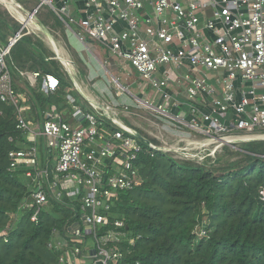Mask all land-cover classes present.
Returning <instances> with one entry per match:
<instances>
[{"label":"built area","instance_id":"1","mask_svg":"<svg viewBox=\"0 0 264 264\" xmlns=\"http://www.w3.org/2000/svg\"><path fill=\"white\" fill-rule=\"evenodd\" d=\"M37 1L33 18L41 8H51L69 35L84 47L90 41L105 44L112 56L129 62L142 82L160 92L162 102L157 106L146 103L145 107L165 123V133L179 136V143L170 146L162 135L157 137V145L143 136L151 156L174 153L175 159L201 163L213 161L222 147L264 141V0H85L79 21L70 16L76 0H58V6L57 0ZM147 4L154 11L156 26L142 18ZM144 22L147 26L142 38ZM120 23L126 25L122 32L117 30ZM203 29L215 36L213 41H203ZM21 32L6 46L0 41V101L16 108V129L24 137L22 147L8 155L9 171H23L31 190L33 202L25 201L23 208L32 211L30 220L38 224L51 201L79 203V209L72 211L78 220L62 231L54 230L49 243V249L59 255V264H126L136 240L129 236L123 220L111 222L109 218L119 193L134 191L143 184L135 165L143 152L137 137L140 133L126 127L116 113L110 112V106L92 102L90 106L99 117L73 102L74 124L64 117L65 112L53 107L44 111L38 131L32 130L25 117L31 107L26 104V95L13 88L6 61ZM177 40L184 49L176 51ZM58 60L75 80V67L68 69L59 56ZM185 61L196 73L187 77L190 114L175 117L165 92L170 79L158 80L156 73L164 65L180 69ZM205 71L217 74V87L209 82ZM19 74L30 88L47 97L60 88V80L54 75L28 70ZM201 96L211 99L210 108L199 104ZM100 118L111 121L120 131L108 137ZM29 134L34 136V143L27 144ZM39 139L43 140L45 160ZM53 159L57 161L54 166ZM198 234L206 236L203 230ZM125 244L129 247L123 248Z\"/></svg>","mask_w":264,"mask_h":264},{"label":"trees","instance_id":"2","mask_svg":"<svg viewBox=\"0 0 264 264\" xmlns=\"http://www.w3.org/2000/svg\"><path fill=\"white\" fill-rule=\"evenodd\" d=\"M15 1L26 7L36 0ZM49 15L55 18L54 27H64L52 11ZM22 27L0 10L3 45ZM6 61L13 88L26 95L31 107L25 113L28 122L41 123L44 111L53 107L67 112L73 102L81 106L82 96L58 57L29 28L22 30ZM23 70L56 76L59 90L47 97L30 88L20 77ZM0 111V264H59L49 243L54 230L78 220L72 211L79 203L51 201L39 223L31 222L32 211L23 208L31 196L29 183L23 171H9V152L24 142L16 129L17 110L0 101ZM100 121L108 137L120 131L111 121ZM140 142L143 152L135 165L143 184L119 193L109 218L123 220L136 240L126 264H264V141L242 143V158L220 168L219 174L213 167L178 162L162 153L151 156L148 145ZM199 229L206 236L200 237Z\"/></svg>","mask_w":264,"mask_h":264},{"label":"rangeland","instance_id":"3","mask_svg":"<svg viewBox=\"0 0 264 264\" xmlns=\"http://www.w3.org/2000/svg\"><path fill=\"white\" fill-rule=\"evenodd\" d=\"M19 6L21 7L20 10L24 16L17 14V12L15 11L8 10L7 8L4 7V5L2 6L0 2V10L2 11L7 10L12 15L13 18H15L16 20L22 23L25 21V19H29L30 17L29 14L33 13L34 10L37 8V1H33L31 4H29L26 7L21 6V5ZM32 8L34 9L32 10ZM48 11H51V10L47 7L39 11V13L36 14L35 17L29 22V25L27 26V28H29L30 31L34 35L39 37L44 42L46 48H48L54 55L56 54V52L54 51L56 49L54 48L53 43L57 44V47L58 48L60 47L59 49L63 50V52L65 51L67 56H69V60L75 67V71H74L75 77L74 78L78 86H80V84L82 85L85 82V87L87 88L90 87V89H92V92L90 91L89 95H92L93 98H95V100L91 99L90 101L89 99L88 101H86L85 99H82L83 97L79 98V102L83 110L90 111L94 113L96 116H98L96 112L93 110V108L90 106V102L95 103V104L97 103L99 105H102L103 107H107L105 105H108L111 108L110 112L116 113L119 119H121L123 124H130L131 126L134 127L135 130L140 132V134L145 136L148 140H151L154 144L160 145V141H159L160 139H157V137L160 138L162 135H164V139L167 140L170 146H175L176 144H178L179 136H172L169 133H165L163 130V125L165 123L157 119V114L152 112V110L147 109V107H145V103H140L139 102L140 98L135 100L133 97L130 98V96L127 95L128 89L126 88L127 82L125 80L123 81V80H119L118 78L113 79L110 77L109 82H108L107 80L105 81L104 76H103L104 80L101 77L93 79V80L87 79L89 77L88 75L89 70L86 69V67H88L89 69H91L92 67L86 62L88 61L87 60L88 58L93 59L92 58L93 56L89 54L90 52L88 53L85 50L83 51L85 52V54L81 55L80 54L81 52L79 53L77 51V48L73 46L72 41L70 40V37H69V32L66 30L65 26L64 27L63 26L54 27L55 18L51 17ZM13 12H15L17 16L14 15ZM31 22H35L40 27L41 30L37 31V30L31 29V28L37 27L35 23H31ZM42 22H45L47 25L44 26ZM74 29H76V27H74ZM2 46H6V45L2 44ZM78 46L80 45L78 44ZM86 47L87 45L85 46V48ZM102 60L103 61L110 60V63L111 64L113 63L112 58H109L107 55H104V54L102 56ZM93 62L96 63L95 61ZM101 67L105 69V72L110 71L109 70L110 66L106 65V63H103V66ZM94 68L92 69L95 72ZM112 69H113L112 71H116L115 70L116 68L114 65L112 66ZM63 70L65 72V69ZM98 70H101V69H98ZM114 74H116L115 76L118 77V73H114ZM69 77L71 76L69 75ZM70 79L75 84V80H73L72 78ZM98 85L102 87L104 86L103 90L101 89L102 87L99 89ZM94 89H97L100 93L96 92V94H94L95 93ZM97 94H100V95L97 96ZM99 99L101 101H99ZM132 101L134 102L133 104H132ZM69 108H70L69 112H71V107L69 106ZM37 124L38 123L30 122V128L32 130L38 131ZM34 142H35L34 136L32 134H29L27 144H31ZM240 145L241 144H235V145H230L227 147H222L216 152V156L213 159V161L208 160L205 162L198 163L192 160H188L186 162H191V163L199 164V165H206L207 167H213L217 171V174H219V172H221L220 168H223L227 166L228 163L236 162L237 160L242 158V156L238 154V153H242ZM168 156L175 159L174 157L176 156V154L171 153V154H168ZM175 160H177L178 162L182 161L179 159H175ZM56 163L57 161L54 160L52 165L54 166ZM25 201L27 203H32L33 202L32 196L27 198ZM200 231L201 230L199 229L197 232L199 233Z\"/></svg>","mask_w":264,"mask_h":264},{"label":"crops","instance_id":"4","mask_svg":"<svg viewBox=\"0 0 264 264\" xmlns=\"http://www.w3.org/2000/svg\"><path fill=\"white\" fill-rule=\"evenodd\" d=\"M9 1H11V0H9ZM38 3L39 2L37 1V4ZM59 4H60V2L57 0L56 5L58 6ZM84 5H85V0H76L72 4V6L70 7L71 18L75 19V21H79L80 19H82L83 18V10L85 7ZM45 7H47V6H45ZM45 7H43V8H45ZM8 8H10V7H7V9ZM43 8H41L40 11ZM47 8H49V7H47ZM49 9L54 13V11L51 8H49ZM49 12L50 11H48V13ZM210 13L211 12L204 14V17L207 19V16H209ZM141 15H142V18L144 20H149V19L151 20V22H150L151 26L157 25L154 11H153L152 7L149 6L148 4L146 5L145 10L143 13H141ZM205 15H207V16H205ZM55 16L57 17L56 14H55ZM167 16L169 18H172V16H173L172 12H168ZM203 22H204V19L201 21V24L199 25V27L201 29L204 25ZM145 26H147L146 22H144V24L141 26L140 35L142 38H145ZM125 28H126V25L124 23H120L117 26L118 32H122ZM31 29L37 30V31L41 30L38 27H34ZM201 35H202L204 42L213 41L215 38V36H213L212 33L208 32L205 29L201 30ZM69 37H70V40L72 41L73 46L75 48H77V51L79 53L81 52L80 53L81 55L85 54V52H83L85 50L88 53L90 52L89 54H91L93 56L92 57L93 59L88 58L87 59L88 61L86 62L92 68L95 67L94 68L95 72L93 71L92 68L89 69L88 67H86V69L89 70L88 71L89 77L87 78L88 80H93V79L100 78V77L103 79V76L105 77L104 78L105 81L107 80L108 82H109L110 77L113 79L118 78L119 80H123V81L125 80L127 82L126 88L128 89L127 95H129L130 98L133 97L135 100L140 98L139 99L140 103H145V104L148 103V104H152L154 106H157L162 102V99L160 97V92L154 91L148 84H145L144 82H142L140 79V76L135 71V69L129 64V62H127L126 60H124L123 58H120L118 56H112L109 53V50L105 46V44L90 41L87 44V47L85 48L84 46H81V47L78 46L79 42L74 38V36L69 35ZM127 47L128 46L125 45L124 51L127 49ZM175 48L177 49L176 51H180L181 49H184V44L182 42H179V40H177V44L175 45ZM124 51H123V53H124ZM103 54L107 55L109 58H112L113 63L111 64L110 60L103 61L102 60ZM93 61H95L97 64L94 63ZM103 63H106V65L110 66L109 72H105V69L101 67V66H103ZM113 65L115 66L116 71H112ZM98 69H101V70H98ZM114 73H118V77H116L115 76L116 74H114ZM205 74L209 78V82L214 87H217L218 86L217 85V74H215L213 72H207V71H205ZM194 76H196V73H195L193 67L187 61H185L183 67H181L180 69L175 68L171 65L159 66V68H158V71L156 73V78L158 80H160L162 77L163 78L168 77L170 79V85L165 89V92L169 95V110H170L171 114L175 117L176 116L177 117H179V116L180 117H186L190 114V110H189V106H188L189 103H188V98H187L188 97L187 89L189 86V81L187 80V77L193 78ZM85 79H86V77H85ZM75 83H76V87H77L79 93L81 94V96L83 97V99H85L86 101H88L89 99H90V101H91V99L95 100V98H93L92 95H89L90 91L92 92V89H90V87H88V88L85 87V82L82 84V86H81V84H80V86H78L76 80H75ZM101 87L102 86L98 85L99 89ZM103 88H104V86L101 89L103 90ZM87 92H88V94H87ZM94 92H95L94 94H96V92L100 93L97 89H94ZM99 95L100 94H97V96H99ZM99 101H101V100L99 99ZM198 102L204 108H207V107L210 108L211 103H212L211 99L209 97H204V96H201V98L198 100ZM64 117L69 122L74 124V122L71 118V112L68 111V112L64 113ZM125 125L128 128L134 129V127L131 126L130 124H125ZM38 141H39V146H40V151H41V158H42V160H45L44 158H45L46 153H45V150L43 147V140L39 139ZM54 160L55 159H53V161Z\"/></svg>","mask_w":264,"mask_h":264},{"label":"bare ground","instance_id":"5","mask_svg":"<svg viewBox=\"0 0 264 264\" xmlns=\"http://www.w3.org/2000/svg\"><path fill=\"white\" fill-rule=\"evenodd\" d=\"M2 6L4 5L5 8L7 7H10L8 8V10L10 11H15L17 12V14L21 15V16H24L23 13L21 12V7L19 5H17L14 1H9V0H0ZM13 12L14 15L17 16V14ZM26 15V14H25ZM31 23H35V22H31ZM38 23V21H37ZM36 24V23H35ZM37 25V24H36ZM38 28H40L38 25H37ZM75 38V37H74ZM76 39V38H75ZM77 40V39H76ZM78 41V40H77ZM80 46H83L81 43H79ZM53 46L56 50H54L57 55L60 57V59L63 61V63L65 64V66L68 67V69H71V70H74V66L73 64L71 63V61L69 60V56H67V54L65 53V51L63 52V50L59 49L57 47V44H54L53 43ZM76 84V83H75ZM82 86V85H81ZM87 89V88H86ZM84 90V89H83ZM82 90V91H83ZM81 92V91H80ZM88 97V96H87Z\"/></svg>","mask_w":264,"mask_h":264},{"label":"water","instance_id":"6","mask_svg":"<svg viewBox=\"0 0 264 264\" xmlns=\"http://www.w3.org/2000/svg\"><path fill=\"white\" fill-rule=\"evenodd\" d=\"M12 1H14L17 5H20V4H18L15 0H12ZM29 19H25V21L24 22H22V24H23V27H22V30L25 28V27H27L28 25H29V22L32 20V18H33V13H31V14H29ZM139 139H141V140H143V141H146V139H144V137L141 135V134H138V136H137Z\"/></svg>","mask_w":264,"mask_h":264}]
</instances>
